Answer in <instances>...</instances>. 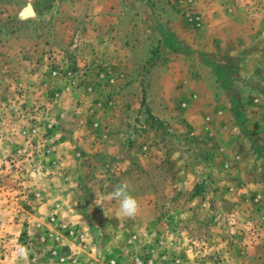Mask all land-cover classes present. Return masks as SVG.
I'll use <instances>...</instances> for the list:
<instances>
[{"label":"rangeland","instance_id":"374dc122","mask_svg":"<svg viewBox=\"0 0 264 264\" xmlns=\"http://www.w3.org/2000/svg\"><path fill=\"white\" fill-rule=\"evenodd\" d=\"M124 182L138 214L105 215ZM17 244L264 264V0H0V264Z\"/></svg>","mask_w":264,"mask_h":264},{"label":"clouds","instance_id":"9594fccd","mask_svg":"<svg viewBox=\"0 0 264 264\" xmlns=\"http://www.w3.org/2000/svg\"><path fill=\"white\" fill-rule=\"evenodd\" d=\"M106 201H117L119 214L126 218H134L139 212L138 200L130 194L129 185L124 182L113 187V190L105 194L101 199H96L95 204L101 206L106 213ZM30 250L21 244H17L12 252V264H18L19 261H27Z\"/></svg>","mask_w":264,"mask_h":264},{"label":"water","instance_id":"95a60500","mask_svg":"<svg viewBox=\"0 0 264 264\" xmlns=\"http://www.w3.org/2000/svg\"><path fill=\"white\" fill-rule=\"evenodd\" d=\"M26 13L29 14V13H33V9L32 7H28L25 9Z\"/></svg>","mask_w":264,"mask_h":264},{"label":"built area","instance_id":"2783aa9c","mask_svg":"<svg viewBox=\"0 0 264 264\" xmlns=\"http://www.w3.org/2000/svg\"><path fill=\"white\" fill-rule=\"evenodd\" d=\"M114 261L113 260H111V263H113ZM79 264H81V263H79Z\"/></svg>","mask_w":264,"mask_h":264}]
</instances>
